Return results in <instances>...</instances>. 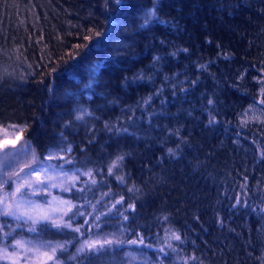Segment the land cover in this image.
<instances>
[{"label": "trees", "instance_id": "trees-1", "mask_svg": "<svg viewBox=\"0 0 264 264\" xmlns=\"http://www.w3.org/2000/svg\"><path fill=\"white\" fill-rule=\"evenodd\" d=\"M0 127L64 204L0 216V245L264 264V0H0Z\"/></svg>", "mask_w": 264, "mask_h": 264}, {"label": "rangeland", "instance_id": "rangeland-1", "mask_svg": "<svg viewBox=\"0 0 264 264\" xmlns=\"http://www.w3.org/2000/svg\"><path fill=\"white\" fill-rule=\"evenodd\" d=\"M19 134V127H0V216L40 219L58 212L64 204L50 202L45 197L52 172L46 165L32 162V151ZM6 210L12 214L5 215ZM47 252L38 244L22 240L2 241L0 264H41L48 257Z\"/></svg>", "mask_w": 264, "mask_h": 264}, {"label": "snow or ice", "instance_id": "snow-or-ice-1", "mask_svg": "<svg viewBox=\"0 0 264 264\" xmlns=\"http://www.w3.org/2000/svg\"><path fill=\"white\" fill-rule=\"evenodd\" d=\"M155 17V11L154 10H150L146 13L145 15V25H147L148 23L151 22V19ZM211 103V101H210ZM80 117H78L79 119ZM17 191H19V189H17ZM12 213L11 212H8L7 210L5 211V215H11ZM174 239L176 240H180V237L178 235H174ZM49 259H51V257H49Z\"/></svg>", "mask_w": 264, "mask_h": 264}]
</instances>
